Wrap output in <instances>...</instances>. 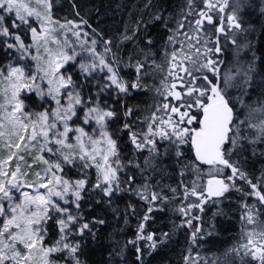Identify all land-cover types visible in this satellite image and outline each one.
<instances>
[{
	"label": "snow or ice",
	"instance_id": "obj_1",
	"mask_svg": "<svg viewBox=\"0 0 264 264\" xmlns=\"http://www.w3.org/2000/svg\"><path fill=\"white\" fill-rule=\"evenodd\" d=\"M72 7L0 0V264H90L97 208L116 220L101 264H152L181 231L175 264H264V72L247 59L264 0H146L117 33ZM233 189L239 239L208 252L207 209Z\"/></svg>",
	"mask_w": 264,
	"mask_h": 264
},
{
	"label": "trees",
	"instance_id": "obj_2",
	"mask_svg": "<svg viewBox=\"0 0 264 264\" xmlns=\"http://www.w3.org/2000/svg\"><path fill=\"white\" fill-rule=\"evenodd\" d=\"M57 1V11L61 14L59 15L60 17L67 16L69 19L75 18V10L72 7V0ZM145 2L146 0H76V3L80 6L81 15L89 21L90 27L85 30L90 31L91 27H96L105 33H117L122 31L126 22H134L141 14L147 18V13L143 12V5ZM153 3L157 5L167 3L170 6H178L181 3V0H153ZM251 22L256 25L257 31L252 34V51L248 53L247 59H251L253 52L255 53V56L257 57L256 68L259 74L264 72V59H262L264 58V35L260 33L261 21L253 19ZM3 56V50L0 49V60H2ZM250 153L251 150H249V157ZM261 163V160H253L250 157L249 162L245 167L249 171L255 169L258 174ZM245 190L247 191V189ZM242 197L243 196L239 192L231 190L223 198L221 204H216L207 209V215L205 216V229L208 228V222L214 221L215 223V228L212 231V239L207 242L209 247H207L206 250L208 252L222 251L224 248L232 245L233 236L235 239H239L240 234H236V231L234 230V223L236 220L233 219V216H235L234 211H236V208L232 205L231 207L230 204L236 202L237 206H239L240 200H243ZM129 198V195H125L124 199L117 201V203L120 204L121 209ZM92 199H95V197H92ZM220 205H222V207H220ZM84 208L88 210L87 203L84 205ZM216 208H222L223 211L221 214L213 218L212 213ZM96 211L106 213L109 223L101 229L99 244L92 246L87 250L88 254L84 258L89 260L90 264H101V261L107 255L106 251L102 252L101 250L108 247V240L110 239L109 233L112 231V228L116 226V220L113 219V213L110 209L97 208ZM89 214L91 215L95 213H92L89 210ZM164 219L165 217L158 215L155 223L159 224V222ZM120 224H123V220H120ZM132 224H135L134 218L132 219ZM149 229L152 230L151 226ZM133 231L134 229L129 227L128 234L131 235ZM157 231H159L158 228ZM185 246V234L181 231L178 239L174 238L172 245L158 250L152 258V264H162V262L168 260H171L172 264H175V261L181 255V248ZM129 258L134 259V254L130 255Z\"/></svg>",
	"mask_w": 264,
	"mask_h": 264
},
{
	"label": "rangeland",
	"instance_id": "obj_3",
	"mask_svg": "<svg viewBox=\"0 0 264 264\" xmlns=\"http://www.w3.org/2000/svg\"><path fill=\"white\" fill-rule=\"evenodd\" d=\"M56 4H57V6H58V1L56 0ZM58 8V7H57ZM57 8H56V13H57V15L59 16V15H61V14H59V12L57 11ZM33 97H34V93H33ZM34 99H35V97H34ZM104 99H105V97H104ZM114 99V98H113ZM113 99H107L108 100V103L109 104H113ZM38 103H39V101H38V99H36V103H34L33 104V107H36L37 105H38ZM91 129H89V131H90ZM234 190V189H233ZM242 199H243V197H242ZM242 200H240V202H241ZM251 202V200H249V203ZM233 206V207H235L236 209V211H234V213H235V216H233L234 218L233 219H235L236 220V222L234 223V230L236 231V234H240V205L239 206H237V204H236V202H234V203H232V204H230V206ZM231 206V207H232ZM237 206V207H236ZM220 207H222V205H220ZM231 218V217H230ZM232 219V218H231ZM238 239H235L234 238V236H233V244L237 241Z\"/></svg>",
	"mask_w": 264,
	"mask_h": 264
},
{
	"label": "flooded vegetation",
	"instance_id": "obj_4",
	"mask_svg": "<svg viewBox=\"0 0 264 264\" xmlns=\"http://www.w3.org/2000/svg\"><path fill=\"white\" fill-rule=\"evenodd\" d=\"M105 99L107 100L108 97L105 96ZM121 99H123V97H121ZM115 103V98L113 99V104ZM152 103V99L149 95L147 94H140L137 93L136 95H132L130 96V98L128 99V104H139L141 105V112H137L136 115H142L143 114V106L146 104H151ZM113 127H116V125H114ZM150 230V229H149Z\"/></svg>",
	"mask_w": 264,
	"mask_h": 264
}]
</instances>
